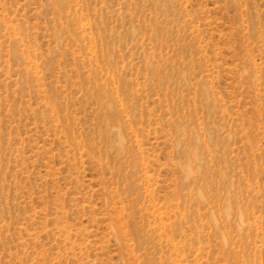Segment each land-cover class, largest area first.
<instances>
[{"label": "rangeland", "instance_id": "374dc122", "mask_svg": "<svg viewBox=\"0 0 264 264\" xmlns=\"http://www.w3.org/2000/svg\"><path fill=\"white\" fill-rule=\"evenodd\" d=\"M0 264H264V0H0Z\"/></svg>", "mask_w": 264, "mask_h": 264}]
</instances>
